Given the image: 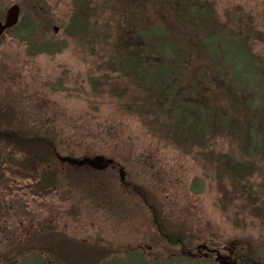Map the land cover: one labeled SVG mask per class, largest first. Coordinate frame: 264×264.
Wrapping results in <instances>:
<instances>
[{
	"label": "rangeland",
	"instance_id": "374dc122",
	"mask_svg": "<svg viewBox=\"0 0 264 264\" xmlns=\"http://www.w3.org/2000/svg\"><path fill=\"white\" fill-rule=\"evenodd\" d=\"M73 1L0 0V21L13 3L19 6L20 18L29 16L32 21L29 32L16 26L0 35V130L36 133L44 125L55 139L75 148L73 153L61 148L60 156L77 159L97 154L108 164L96 171L86 163L66 166L53 160L57 184L45 192L41 188L32 192L21 187L25 180L16 184L0 175V264L33 247L53 248L61 260L72 264L94 263L102 253L113 258L101 264H137V253L147 260L139 264H218L202 253L205 250L192 257L182 253L183 246L166 243L156 230L160 223L166 232L185 236V249L196 251V245L205 243L216 249L217 256L247 253L264 264L262 216L245 211L243 199L223 204L215 174L219 152L229 151L253 162L256 169L249 182L264 205V135L259 140L253 137L258 144L249 147L244 134L236 141L220 125L216 132L206 133L198 123L197 135L185 132L184 140L183 136L176 138L175 121L170 119L176 114L169 109L167 119V103L160 104L148 92L139 91L119 71L104 70L105 62L120 56L113 43L116 35L129 31L145 1L88 0L92 11L88 35L85 28L77 33L70 23ZM203 1L208 6L201 18L225 37L211 41L216 47L213 54L182 55L174 61L175 71L164 73L163 84L171 87L167 85L171 82L173 88L177 86L178 97L190 100L193 105L181 108L196 110L189 115L193 120L202 114V107L194 104L203 93L208 99L219 98L218 107L223 108L221 99L225 97L216 92L228 84L235 92L252 96L254 106L260 105L264 112V101L259 102L257 95L259 90L264 92V0ZM151 11L143 15V24L159 22L155 10ZM104 28L106 42L100 34L96 39L89 37ZM168 30L183 40L181 47L185 39L206 36L172 27ZM235 35L243 36L241 47L256 57V68L242 64L250 73L246 75L249 84L239 85L234 75L233 80L228 78V73H238L240 67L236 57L241 53L240 42L233 40ZM42 44H49L53 52L30 47ZM257 65L260 75L253 78ZM193 73L203 83L201 94L190 84ZM112 87L124 94L116 97ZM255 124L264 132V118ZM194 182L199 183L195 188ZM47 186L51 185L45 182ZM29 255L25 263L34 264Z\"/></svg>",
	"mask_w": 264,
	"mask_h": 264
},
{
	"label": "trees",
	"instance_id": "16d2710c",
	"mask_svg": "<svg viewBox=\"0 0 264 264\" xmlns=\"http://www.w3.org/2000/svg\"><path fill=\"white\" fill-rule=\"evenodd\" d=\"M144 1L145 8L140 11L139 18L136 21L134 20V25L132 24L127 33L124 34V30H122L121 33L116 35L115 42L113 43H115V47L121 51L120 56L117 55L113 60H108L104 63V70L106 73L119 71L121 76L130 77L131 83L139 91L148 92L151 98L156 100V102L159 101L160 104L167 103V119L170 118L168 114L170 110L174 111L176 114L170 118L175 121L176 138L183 136L184 140L186 137L185 132L190 133V135H197V130H199L198 123H202L206 129V133L216 132L220 125L223 128L222 131H226L227 134L230 133L237 139L236 141H240V136H243L241 134H244L247 136L249 147L250 144L257 146V140L264 135V132L256 127L258 124H255V121H257V119H263L264 112H261L260 105L254 106L255 100L252 96L250 97V95L242 92H235L236 90L232 89L233 87L228 84L226 87L216 92V96L225 97L221 99L224 105L223 108L220 109L217 103L219 98L216 99V97H213L208 99L202 92V81L200 84V81L196 78V73H193L190 84L194 89L196 85L200 94L203 93L199 102L194 104L196 108L202 107L200 110L202 114L193 120L189 115L194 114L196 110L188 111L181 108V106L184 105H193L190 100L176 95V85L173 88L172 83L169 82L170 84L167 85L171 87H167L166 84L162 82L165 76L164 73H166V75L167 73H174V61H178L182 55L191 56L192 54H200V56H203L205 53L213 54L216 52L214 49L216 47H213L211 41L216 38L218 40L219 38L224 39L225 36L222 31H213L209 27V23L201 18L202 11L208 6L206 1L153 0V4H150L148 0ZM88 4V0L73 1L70 23L79 34H81L80 32L83 31L84 28L87 30V35L90 34V30H88L87 26L92 11L90 7L88 8ZM152 9L155 10L156 18L159 22L155 24H147L145 22L146 24H143V15L149 14L152 12ZM31 25L32 21L29 16H22L13 27L16 28V26H18L22 32H29L32 28ZM167 25L169 26L166 29L165 26ZM171 27L177 28L178 30L183 29L188 33L190 31V33L194 32L196 34L198 33V35L205 34L206 36L204 39L199 38L192 40L188 38L189 41L185 39V44L181 47L180 42L183 40L176 39L174 34L169 33L170 30H168V28ZM105 29L106 28H104L103 31H95L89 37H91V39H96L100 34L101 38L106 42L107 36ZM232 38L234 41L237 40L240 42L239 47L241 53L236 54L237 59L239 58L240 60V67L238 73H228V76L230 74L228 78L233 80L232 75H234L237 77L235 78L239 85L249 84L251 81L246 77L248 68H242V64L247 63L248 66L253 65L255 67L256 57L248 49H243L241 47L243 36L235 35L232 36ZM30 47L34 50L48 51L50 54L53 52V48L49 44H42L38 48L34 45ZM210 47L213 48L210 50ZM257 68L258 71H255L256 73H251L253 78L260 75L259 72L261 69L258 65ZM228 69L229 68H227V70ZM232 69H235V67ZM261 74L264 78V73ZM104 76L106 80L108 75L104 74ZM213 76L217 77V74L213 73ZM214 80H217V78ZM97 84L98 83L95 85ZM230 89L234 92L231 93ZM222 91H224V93H222ZM111 92L116 97H121L124 94L122 89L116 87H112ZM257 95L259 97V102L264 101L263 91H257ZM160 110L162 111L163 109ZM188 123H190L188 129H185ZM36 130V133H31L30 130L28 133L24 130L20 132L16 128L0 130V175L4 177L5 180H12L16 184H21L25 180L26 183L21 187L30 188L32 192H37L38 188H41L43 190L42 192H45V190H49L57 184L55 180L57 179V175H54L52 169L56 168L53 160H58L56 155L59 154V150L61 148H67L68 150H72L71 153H73L75 148L64 141L55 139V134L50 132L44 125ZM253 137L258 139L253 140ZM9 147L10 149H8ZM70 157L73 156L70 155ZM91 157L96 161L99 159L98 161L101 160L102 162L100 155L94 154ZM215 159L217 161L215 172L217 179L216 184L221 194L220 201H222L223 204L225 202H229L230 204L237 199H243L246 201L245 205L243 204V207L246 208L245 211L253 215L257 213L260 217L262 216L261 219L264 222V212L262 211L264 207L263 201H259L260 198L256 196V192L249 182L252 173L256 169L255 164L251 161H243L229 151L217 153ZM58 161L62 162L59 163V165H71L67 163V161ZM111 163L113 165L115 164L114 161H111ZM31 182L33 185H31ZM45 182L46 185L49 184L51 186L45 188ZM198 184L199 183L194 182L193 187L195 188ZM256 201L259 203L254 206ZM232 206H234V204H232L231 207ZM160 216L161 214L159 212L156 213L157 225L159 224ZM241 222H243V220H241ZM164 227L165 225L160 223L158 227H156L158 228L156 230H159L166 243L174 245L185 244V236L182 235L181 232L168 233ZM164 233L166 235H164ZM52 249L45 250L33 247L25 250V253L19 252L17 255L9 257L6 259V264H26L25 262L29 260V254L33 255L32 262L34 264H72L66 259L61 260V257ZM229 251H231V249H229ZM137 254L139 255V261H147L144 258L145 255L142 253ZM110 257L113 258L112 254L102 253L98 255L95 262L91 264H101L103 261L110 260ZM133 257L135 256L133 255ZM19 258L20 260L15 263ZM228 259L235 261L236 264H261V262L258 263V260H254V258L247 253H236L234 255V252H230ZM139 261L137 264H139ZM111 264L118 263L112 262ZM160 264L164 263L161 262Z\"/></svg>",
	"mask_w": 264,
	"mask_h": 264
},
{
	"label": "water",
	"instance_id": "95a60500",
	"mask_svg": "<svg viewBox=\"0 0 264 264\" xmlns=\"http://www.w3.org/2000/svg\"><path fill=\"white\" fill-rule=\"evenodd\" d=\"M19 15V6L16 3L11 4L5 11L4 18L2 21H0V34L6 30L7 28H10L11 26L15 25L18 21V16ZM55 28V27H54ZM61 160H67L70 163H73L75 165H80L82 163H87L91 166L97 167V168H102L105 166L104 163H101V160L98 161L99 159L94 160L89 157L83 156L80 158H70L68 156H63L60 157ZM120 178L124 177V172L120 168ZM219 261L222 262L223 264H234V262H228L225 260L224 257L222 256H217Z\"/></svg>",
	"mask_w": 264,
	"mask_h": 264
},
{
	"label": "flooded vegetation",
	"instance_id": "af4514ba",
	"mask_svg": "<svg viewBox=\"0 0 264 264\" xmlns=\"http://www.w3.org/2000/svg\"><path fill=\"white\" fill-rule=\"evenodd\" d=\"M180 246H183V254H186L187 256L188 255H190V256H192V257H194L195 255H199V253H200V250L202 251V250H205V252L203 251L202 253H204L205 254V256H211V258H216L217 257V255H218V253H216V249H214V248H211V247H209V246H205V243H199V245H196L195 246V250L196 251H193L192 249H189V248H184L185 247V244L183 243V244H181ZM199 252V253H198ZM214 255V256H213ZM218 261V260H217Z\"/></svg>",
	"mask_w": 264,
	"mask_h": 264
}]
</instances>
